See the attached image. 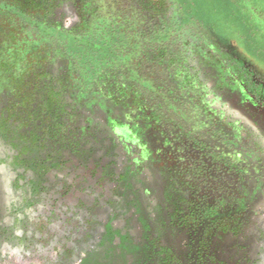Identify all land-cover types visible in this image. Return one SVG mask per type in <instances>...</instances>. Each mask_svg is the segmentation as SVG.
<instances>
[{"label": "flooded vegetation", "instance_id": "1", "mask_svg": "<svg viewBox=\"0 0 264 264\" xmlns=\"http://www.w3.org/2000/svg\"><path fill=\"white\" fill-rule=\"evenodd\" d=\"M22 1L28 15L18 19L0 7L3 107L24 114L44 88L62 114L49 137L53 147L62 149L73 151L126 134L141 149L150 189L165 199L174 186L185 208L180 218L187 225V246L172 244L168 255L176 256L175 264H203L205 246L219 233L234 234L252 221L264 199V148L209 96L238 90L242 102L264 111L261 71L230 42L214 34V42L200 43L197 34L185 50L179 41L174 49L180 83L153 95L146 67L135 72L119 65H88L87 46L99 44L86 32L91 15L87 0H70L76 14L71 26L58 19L54 0ZM7 24L17 29L18 42L4 31ZM192 83L201 91L187 87Z\"/></svg>", "mask_w": 264, "mask_h": 264}, {"label": "rangeland", "instance_id": "2", "mask_svg": "<svg viewBox=\"0 0 264 264\" xmlns=\"http://www.w3.org/2000/svg\"><path fill=\"white\" fill-rule=\"evenodd\" d=\"M54 2L58 19L73 25V3ZM141 2L167 21L179 16L191 25L185 31L190 41L199 34L200 43L216 36L230 42L264 77V0ZM219 92L209 100L264 148L261 107L242 102L238 90ZM2 98L0 264H175L167 250L187 246L180 218L185 208L174 186L165 199L150 189L141 149L131 138L115 133L108 142L73 151L53 147L49 137L62 114L44 88L24 114L3 107ZM253 215L236 233L214 237L203 264H264V199Z\"/></svg>", "mask_w": 264, "mask_h": 264}, {"label": "trees", "instance_id": "3", "mask_svg": "<svg viewBox=\"0 0 264 264\" xmlns=\"http://www.w3.org/2000/svg\"><path fill=\"white\" fill-rule=\"evenodd\" d=\"M87 1L91 6V15L86 32L94 43L99 44L98 47L87 46L86 54L91 68L119 65L139 72L146 67L147 88L153 95L164 92H157L159 89L164 90L165 87L171 88L177 82L180 83L181 77H176L178 72L174 68L180 58H176L174 49L179 43L181 49L189 47H186V42L190 40L185 31L187 27L192 29L191 25L184 24L179 16L167 21L157 10L149 8L148 4L147 9L144 8L139 0ZM37 5L46 7L43 2H38ZM0 7L3 10L8 9L13 19L28 15V6L22 0H0ZM1 25L0 21V27ZM4 28L18 42L19 38L14 34L17 29L9 25ZM181 71L184 72L185 69ZM171 72L174 73L173 76ZM187 87L195 93L201 91L198 84L192 83ZM168 101L172 102L171 99Z\"/></svg>", "mask_w": 264, "mask_h": 264}]
</instances>
